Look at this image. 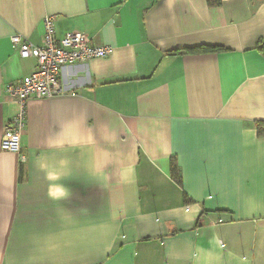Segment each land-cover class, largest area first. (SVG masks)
<instances>
[{
    "label": "crops",
    "instance_id": "obj_1",
    "mask_svg": "<svg viewBox=\"0 0 264 264\" xmlns=\"http://www.w3.org/2000/svg\"><path fill=\"white\" fill-rule=\"evenodd\" d=\"M46 15L112 52L66 65L26 102L20 152L0 148V264H264V0H0V143L5 86L36 65L11 36L40 45ZM73 119L77 141L50 146Z\"/></svg>",
    "mask_w": 264,
    "mask_h": 264
},
{
    "label": "built area",
    "instance_id": "obj_2",
    "mask_svg": "<svg viewBox=\"0 0 264 264\" xmlns=\"http://www.w3.org/2000/svg\"><path fill=\"white\" fill-rule=\"evenodd\" d=\"M43 27L40 45L23 41L18 34L11 36V42L17 47L20 56L35 57L36 65L28 76L5 86L6 93L17 100L20 112L4 127L0 143L3 151L20 152L26 102L31 98H46L60 92V73L66 65L106 58L112 52L110 46L94 45L81 32H66L58 37L54 30L53 15L44 17Z\"/></svg>",
    "mask_w": 264,
    "mask_h": 264
},
{
    "label": "clouds",
    "instance_id": "obj_3",
    "mask_svg": "<svg viewBox=\"0 0 264 264\" xmlns=\"http://www.w3.org/2000/svg\"><path fill=\"white\" fill-rule=\"evenodd\" d=\"M80 136V121L78 120H69L64 125H62L56 135L49 140V145L52 147H60L65 143H75ZM91 140V137H89ZM37 166L41 171H43L46 177L50 181H60L64 176L62 172L65 171L68 167V161L61 157L58 160L51 161L43 156L38 158ZM59 190L62 195L59 197L60 199L67 195V189L63 184L59 183Z\"/></svg>",
    "mask_w": 264,
    "mask_h": 264
},
{
    "label": "trees",
    "instance_id": "obj_4",
    "mask_svg": "<svg viewBox=\"0 0 264 264\" xmlns=\"http://www.w3.org/2000/svg\"><path fill=\"white\" fill-rule=\"evenodd\" d=\"M223 2V0H206V3L209 7H215V6H219L221 5V3ZM217 49L216 47H212V46H208V45H202V46H198L195 48H187V49H183V50H176L177 53H188V52H198V53H206V52H210ZM257 49L262 53V55H264V45L260 44ZM256 127H257V131L259 134L262 133V127H264V122L262 121H257L256 123ZM169 173H170V177L172 178V180L174 182H176L177 184H181V177L179 174V170L178 167L174 161V158L171 159L170 161V165H169ZM184 202L185 203H189L190 200L188 199V197L184 194Z\"/></svg>",
    "mask_w": 264,
    "mask_h": 264
}]
</instances>
